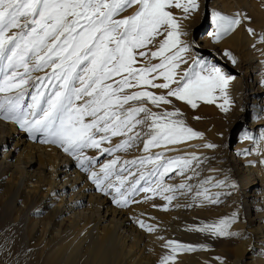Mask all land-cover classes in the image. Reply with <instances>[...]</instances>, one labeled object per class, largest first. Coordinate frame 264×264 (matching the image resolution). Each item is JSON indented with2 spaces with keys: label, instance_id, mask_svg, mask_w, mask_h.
I'll return each instance as SVG.
<instances>
[{
  "label": "snow or ice",
  "instance_id": "snow-or-ice-1",
  "mask_svg": "<svg viewBox=\"0 0 264 264\" xmlns=\"http://www.w3.org/2000/svg\"><path fill=\"white\" fill-rule=\"evenodd\" d=\"M133 6H138L136 11L122 17ZM199 7L197 0H0V93L4 94L0 96V117L15 122L32 139L39 136L41 143L56 145L72 156L97 190L111 195L110 189H114L120 197L113 198L118 206H127L129 197L138 191L158 193L171 203L175 196L164 193L191 191L193 185L165 186L164 177L177 170L180 175L185 170L199 175L196 167L203 161L195 153L168 157L151 149L202 138L203 134L177 119L179 109L169 111L164 106L172 105L171 98H175L195 109L197 100L213 103L217 90L228 104L226 89L234 79L202 59H194L181 73L176 72L181 64H188L183 54L194 46V41L180 39L188 35L180 20ZM173 9L180 10L182 17L177 18ZM240 23L239 18L217 13L212 35L219 40ZM247 31L254 34L253 29ZM157 59L159 63H153ZM149 104L162 110L153 111ZM220 107L227 111L224 105ZM115 137L121 139L113 145ZM140 143L149 154L131 161L121 162L115 156L99 164V157L85 151L95 149L100 155L113 156ZM97 165L99 171L94 170ZM146 165L151 168L139 171ZM137 171L139 177L129 180ZM212 179L208 177L201 185ZM225 183L216 181L212 186ZM228 186L237 187L234 183ZM208 191L204 188L197 195L218 203L222 193L210 196ZM235 218L234 213L231 219ZM139 223L145 227L143 221ZM229 223L221 220L195 230L213 236L235 235L226 231ZM147 230L154 228L148 226ZM173 244L176 242H168V246ZM176 246L195 250V246ZM170 259L173 257L162 258L161 264Z\"/></svg>",
  "mask_w": 264,
  "mask_h": 264
},
{
  "label": "bare ground",
  "instance_id": "bare-ground-1",
  "mask_svg": "<svg viewBox=\"0 0 264 264\" xmlns=\"http://www.w3.org/2000/svg\"><path fill=\"white\" fill-rule=\"evenodd\" d=\"M213 46L219 48L222 44ZM258 108L252 109L253 114ZM240 110L237 115L246 117L249 105L242 102ZM253 118L248 121L255 128L258 124ZM261 143L263 159L256 167L246 164L241 168V159L234 160L231 156L243 189L256 190L261 183L254 194L245 192L243 205L249 209L247 214L239 205V188L230 194L228 201L222 200L223 196L228 198L229 190H235L228 185L236 183L226 180L234 178L235 170L225 171L227 165L220 161L218 168L208 175L213 178L209 184L201 185L208 177L201 178L202 171H198V182L191 191L164 193L175 196L171 203L157 193L154 203L162 209L169 208L167 212L154 209L155 204L150 202L148 207L129 213L116 209L113 195L98 192L89 174H82L76 162L61 150L49 145L36 146L18 125L0 120V189H7L12 196L7 205L14 208L23 195L31 203L30 214L54 207L43 221L31 223L29 233L23 229L16 231L14 259H21H17L20 264H161L162 258L170 256L173 259L167 264H264V139ZM185 149L186 146H181L175 154L182 156ZM185 153L200 157L202 154L197 150ZM7 175L9 180H5ZM216 181L226 183L213 187ZM185 184L192 185L188 181ZM204 188H208L210 196L222 193L218 197L221 203L213 204L204 200L203 195L198 196L197 192L202 193ZM234 205L237 211L232 209ZM234 213L236 218L232 220ZM67 220L69 226L64 230ZM221 220L230 221L226 231L235 235L213 236L195 230ZM140 221L145 227L140 226ZM148 226L154 230L148 231ZM38 227L42 230L35 239ZM233 236L236 237L232 240ZM169 241L176 244L168 246ZM177 244L195 246V250L185 251L177 248Z\"/></svg>",
  "mask_w": 264,
  "mask_h": 264
},
{
  "label": "rangeland",
  "instance_id": "rangeland-1",
  "mask_svg": "<svg viewBox=\"0 0 264 264\" xmlns=\"http://www.w3.org/2000/svg\"><path fill=\"white\" fill-rule=\"evenodd\" d=\"M197 2L200 6L199 10L192 13L189 18L180 20L181 29L188 33L187 36H182L180 39L187 42L194 41V46L188 53L183 54L185 58L188 59V64H181L180 68L176 69V72L181 73L194 59H202L208 65H215L221 68L226 74L234 78L229 81L226 89L228 104L224 103L225 97L221 95L219 90L213 93V103H207L204 100H197V107L195 109L184 101L171 98L173 100L172 105H165L164 108H167L169 111L173 110V108L179 109L181 115L177 117V119L182 120L186 127H190L194 131L202 133L203 137L188 140L180 144L167 145V147L161 146L159 148H152L151 152L156 153L163 151L166 153V156L175 157L181 156L175 154L177 153V150L168 151L167 149H177L181 148V146H186V151H199L202 154L201 157H197H199L203 163L196 167V171H202V178L209 177L208 175L213 169L218 168L220 162L223 163V165L229 166H225L226 171L229 169L235 170L236 163L233 161L239 158L241 159V161H239L242 163H240L239 166L241 168L245 167L246 164L247 166L250 165L256 167V165H258L263 159L261 142L263 141L262 137H264V42H260V38L264 35V0H209L206 2L204 0H197ZM137 7L138 6H133L128 9L122 13V17L131 15L136 11ZM173 11L177 18L182 17L183 13L180 10L173 9ZM217 13L227 17L239 18L241 20V23L237 25L232 32L223 36L219 40H216L214 35H212V33H215L216 31L215 15ZM249 28L254 30V34H249L247 31ZM216 43L220 45L222 44V47H214L213 45ZM226 53H229L230 56L234 58L235 63H233V59H231L229 55H226ZM153 63H159V60H153ZM157 82L159 83L163 81L158 80ZM147 90L153 91L158 95L162 93V90L159 89L149 88ZM2 95L4 94L0 93V96ZM242 102H246L249 105V111L246 113V117H243L240 114L237 115V112H241L240 109ZM220 105H224V107L227 108V111L223 110ZM148 106L151 107L153 111L162 110L156 109L151 104ZM256 106L259 108L253 114L252 109ZM207 111H211L210 113H212V115ZM251 117H254L253 122L256 121L258 124L255 128H253L250 121H248ZM0 120L8 125H17L15 122L5 120L3 117H0ZM246 136L252 138L248 139ZM28 139L36 146L49 145L57 150H61L62 154L73 159L77 165V161L68 153L64 152L60 147L53 144L41 143V137L39 136L34 140L28 134ZM120 139L121 137L113 138L112 144L119 143ZM208 143L218 145V147H203L204 144ZM103 147H109V145L104 144ZM85 151L88 156L99 157V164L107 163L115 156H119L122 162L124 160L131 161L137 157L149 154L143 151V143H140L139 147L120 151L113 156L107 154L100 155L95 149H87ZM186 151H184L182 156L187 155V153H185ZM231 156L234 160L231 159ZM193 166H195V161L193 162ZM150 168L151 165H146L145 168H142L139 171H146ZM94 170L99 171V165H97ZM133 170L135 171V169ZM79 171L84 175L86 174L81 168ZM139 171H137L135 176L129 177V180L137 179L139 177ZM177 173L178 170L177 172H172L168 176H165L163 183L179 185L180 183L188 181L191 182L192 185H196L198 182V179L196 178L197 176H193V173L190 170H185L184 175ZM234 174V178L227 177L226 180L231 183L235 182L237 187L234 188L235 190H229L228 192L232 194L233 191H237L239 188V194L236 193L240 197L239 205H241V209L245 215V213L247 214L249 211V209L243 205L245 192L249 191L251 194H254L261 188V183H259L256 190H245L243 189V183L236 170ZM187 176H192L193 178L187 180ZM9 178L10 176L7 175L5 180H9ZM7 184L9 183L7 182ZM152 187L154 188L156 186L152 185ZM97 191L101 192L99 190ZM110 191L112 192L111 195H113V198L114 196H116V199L119 197L114 189H110ZM188 193L191 194V192ZM230 194L227 196L228 198L223 196L222 200L228 201ZM155 195L151 191H138L135 195L129 197L130 202L127 206L121 207L115 203L114 207L126 212L130 211L129 213H131L135 209L148 207L150 202L154 205ZM11 197L12 196L7 189H0V264H20V262L18 263V260L20 261L21 259H14L15 250L13 249V242L15 241L16 231H18V229H23L29 233L31 223L43 221V219L51 212V209L54 208L53 206H48L42 212L30 214L28 213V210L31 208V203L27 201L25 196H21L23 199L16 202L14 208L7 205L12 199ZM118 199H120V197ZM235 206L236 205H234V208L232 209L237 211L238 209H235ZM154 209L161 212H167V210H169V208H167V210L162 209L157 204H155ZM250 211L252 213L253 210ZM68 226L69 221L67 220L64 230H66ZM41 230V227L36 229V232H34L35 234L33 235L35 239L40 237ZM246 234L247 233H244V235ZM235 237L236 236H233L231 239L233 240ZM29 242L36 243L37 241ZM254 244H252V251L255 247ZM257 255L258 254L256 253L255 256Z\"/></svg>",
  "mask_w": 264,
  "mask_h": 264
}]
</instances>
